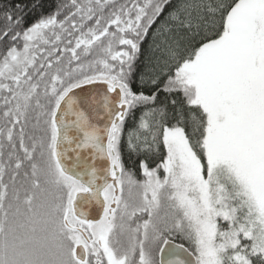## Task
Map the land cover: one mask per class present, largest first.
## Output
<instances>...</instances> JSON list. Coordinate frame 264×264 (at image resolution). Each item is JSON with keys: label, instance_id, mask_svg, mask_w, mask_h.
I'll return each instance as SVG.
<instances>
[{"label": "snow or ice", "instance_id": "1", "mask_svg": "<svg viewBox=\"0 0 264 264\" xmlns=\"http://www.w3.org/2000/svg\"><path fill=\"white\" fill-rule=\"evenodd\" d=\"M0 264H264V0L0 4Z\"/></svg>", "mask_w": 264, "mask_h": 264}, {"label": "trees", "instance_id": "2", "mask_svg": "<svg viewBox=\"0 0 264 264\" xmlns=\"http://www.w3.org/2000/svg\"><path fill=\"white\" fill-rule=\"evenodd\" d=\"M18 2L27 4V5H31L32 3L35 2V0H0V4L11 3V4L15 5ZM41 2L44 5V9L47 10V6L52 2V0H41ZM28 19H29V21H31L33 19L31 14H29ZM177 242H179V241H177Z\"/></svg>", "mask_w": 264, "mask_h": 264}]
</instances>
